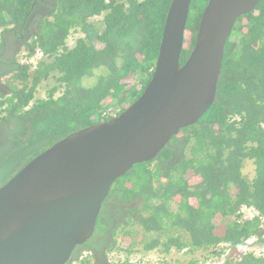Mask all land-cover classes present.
<instances>
[{
	"label": "trees",
	"instance_id": "16d2710c",
	"mask_svg": "<svg viewBox=\"0 0 264 264\" xmlns=\"http://www.w3.org/2000/svg\"><path fill=\"white\" fill-rule=\"evenodd\" d=\"M208 1H192L190 41L181 65L195 46ZM171 2L53 0L46 6L41 0H0L1 35L26 37L28 61L42 54L35 67L18 57L0 67V76L8 77L0 94V188L60 140L108 121L142 95L153 76ZM38 6L47 9L44 14ZM101 16L102 23H95ZM74 32L83 37L69 47ZM52 77L57 86L46 99L35 100L39 86ZM247 161L254 166L252 179L243 174ZM243 208L258 215L244 219ZM262 219L264 0L239 18L226 43L215 103L174 136L157 159L135 165L113 185L94 236L73 259L85 251L99 264L95 252L106 259L121 234L129 253L137 247L165 254L188 249L185 254L212 251L214 257L220 244H228L224 264H264V258L238 252L252 237L264 244ZM133 227L140 229L139 242L133 241ZM97 237L103 238L102 248Z\"/></svg>",
	"mask_w": 264,
	"mask_h": 264
},
{
	"label": "water",
	"instance_id": "95a60500",
	"mask_svg": "<svg viewBox=\"0 0 264 264\" xmlns=\"http://www.w3.org/2000/svg\"><path fill=\"white\" fill-rule=\"evenodd\" d=\"M192 1L172 0L152 79L133 104L60 140L0 188V264L71 262L113 185L215 103L226 43L261 0H209L181 65Z\"/></svg>",
	"mask_w": 264,
	"mask_h": 264
},
{
	"label": "rangeland",
	"instance_id": "374dc122",
	"mask_svg": "<svg viewBox=\"0 0 264 264\" xmlns=\"http://www.w3.org/2000/svg\"><path fill=\"white\" fill-rule=\"evenodd\" d=\"M102 20L103 19H102V16H101V17L96 18L94 22L101 24L102 23ZM81 37H83V35H82L81 32H74V33H72L71 36H70V38L68 39V43H67L68 46L69 47H72L75 44V42L77 41V39H79ZM189 41H190V37L186 33V43H185V46L188 45ZM97 45H98V47H101V44L98 43ZM18 55H19V56H17L18 57V61H20V62L23 63L24 61H21L20 53ZM22 55H23V53L21 54V56ZM87 80H91V79H87ZM55 85L57 86V81L53 77L50 78L48 81L43 82L39 86V88H38V90L36 92L35 100H38V99H46L48 97L49 90L53 86H55ZM61 92H62L61 89L59 91H57L56 96H59L61 94ZM243 174L248 179H252L253 178V176H254V166H253L252 162L247 161L245 163V167L243 169ZM245 213H246V216L253 215V212H251L250 210H246ZM133 228H134V231H135L133 241L135 240L137 242L139 240V238H140L139 237L140 229H139V227H133ZM117 245H118V248L121 251V253L119 254V256L120 257L123 256L126 259L130 257L131 253L132 254L133 253L134 254H145L144 252L141 251V249H140L141 247H137V248L133 249V251H131L130 253H128L129 252V243L128 242H125V240L123 239V237H122L121 234H119L117 236ZM254 247L256 249L258 248V250L256 251V253L257 254H260V251L262 249H264V244H260V245L259 244H256ZM246 250H247V247L244 246V250H242V251H246ZM214 251H215V254L213 255L214 257H211V254H212L211 252L212 251H209V252L199 251V252H196L194 255H191V254H185V253L179 252L176 249H172L171 252H170V254H165V253H163L162 251H159V250L150 252V254L153 256L154 264H193V261L194 260H199L200 262H203L204 259L207 260V262L209 261V264H211L215 260H217V257H218V256L215 257L216 256V253L218 251H216V250H214ZM207 257L210 258V259H206ZM121 260L122 259L120 258L119 259L120 262L118 264H122L121 263L122 262Z\"/></svg>",
	"mask_w": 264,
	"mask_h": 264
},
{
	"label": "built area",
	"instance_id": "2783aa9c",
	"mask_svg": "<svg viewBox=\"0 0 264 264\" xmlns=\"http://www.w3.org/2000/svg\"><path fill=\"white\" fill-rule=\"evenodd\" d=\"M25 55H26V52L24 51L23 55H22V59H23L22 61H24L23 64L30 62V64H32L33 67H35L37 65V63L39 62V59L42 56V54L39 53L37 56L33 57L30 61H28L26 59ZM112 116H117V113H114ZM237 118H238L237 116L233 117V121L237 120ZM246 210H250L251 212H253V215L246 216V213H245ZM241 213L244 215V219H246V218H252L253 219L254 217H256L258 215V212H256L254 209H251V208H243ZM262 224L263 225L261 228L264 229V219H262ZM256 244H259L258 238L252 237L249 240H247L244 244L239 246L238 252L243 253V254L253 253L258 258H264V249H262L260 251V254H257L256 251L258 250V248L256 249L254 247ZM244 246L247 247L246 251H242V250H244ZM116 249H114L113 252L109 256V262L111 264H118L120 262L119 261L120 258L122 259L121 260L122 264H154V259H153V256L150 254V252L149 253L144 252L145 254H134V253L132 254L131 253L130 257L126 259L123 256H121V257L119 256L121 251L118 248V245L116 246ZM215 250L218 251L216 254L219 253L220 255L218 257L215 256V257H217V260H215L211 264H224V262L227 259V256L229 255V253L231 251L230 246L228 244H220L217 247V249H215ZM187 251H188V249H184L181 252L186 253ZM73 264H94V261L92 259V255L90 253H83L78 260L73 262ZM208 264H209V261H208Z\"/></svg>",
	"mask_w": 264,
	"mask_h": 264
},
{
	"label": "flooded vegetation",
	"instance_id": "af4514ba",
	"mask_svg": "<svg viewBox=\"0 0 264 264\" xmlns=\"http://www.w3.org/2000/svg\"><path fill=\"white\" fill-rule=\"evenodd\" d=\"M42 3L46 6H49V5H53V0H41ZM38 9L43 12V14L45 13V11L47 10L46 8L42 7V6H38ZM46 13H49L46 12ZM3 38V41L4 43H2V45H0V63L2 62V66L0 65V67H3V64L8 62V61H12L13 59L17 58L18 54L22 51L23 49V42L25 41L26 37H20V38H17L16 35H6V37H3L0 33V39L2 40ZM1 69V68H0ZM8 77L7 76H0V94L1 93H4L3 91H5V83H6V79ZM103 240V238L101 237H97L95 239V242L96 244H98V246L100 248L101 247V244H100V241ZM98 247V248H99ZM114 250V249H113ZM113 250L111 252H108L106 254V259L104 257V254L101 253V252H95V255H96V258H97V262L99 264H111L109 262V256L110 254L113 252ZM82 251L81 249L78 250V252ZM83 253H90V252H83ZM82 253V254H83ZM92 255V259L94 261V264H96V259L94 258V254L90 253ZM81 257V256H80ZM79 257V258H80ZM78 258V259H79ZM78 259H73V256H72V260L71 262H69L68 264H73L74 261L78 260Z\"/></svg>",
	"mask_w": 264,
	"mask_h": 264
},
{
	"label": "clouds",
	"instance_id": "9594fccd",
	"mask_svg": "<svg viewBox=\"0 0 264 264\" xmlns=\"http://www.w3.org/2000/svg\"><path fill=\"white\" fill-rule=\"evenodd\" d=\"M0 33H1V29H0ZM70 36H71V35H70ZM69 38H70V37H69ZM185 43H186V38H185ZM24 51H25V49H24V47H23L22 51L20 52V58H21V61H22V56H21V54H22ZM18 56H19V55H18ZM36 56H37V55H36ZM40 59H41V58H40ZM40 59H39V60H40ZM19 62H20V61H19ZM20 63L23 64L22 62H20ZM120 113H121V112H120ZM120 113H119V114H120ZM119 114H118V115H119ZM118 115H117V116H118ZM117 116H112V117H110V119L113 118V117H117ZM101 122H102V121H101ZM105 122H106V121H105Z\"/></svg>",
	"mask_w": 264,
	"mask_h": 264
},
{
	"label": "bare ground",
	"instance_id": "6f19581e",
	"mask_svg": "<svg viewBox=\"0 0 264 264\" xmlns=\"http://www.w3.org/2000/svg\"><path fill=\"white\" fill-rule=\"evenodd\" d=\"M183 53V52H182ZM121 253V252H120Z\"/></svg>",
	"mask_w": 264,
	"mask_h": 264
}]
</instances>
